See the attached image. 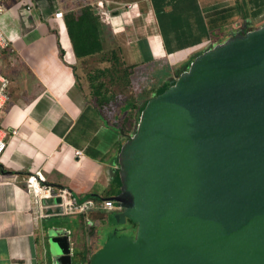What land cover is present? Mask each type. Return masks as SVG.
I'll list each match as a JSON object with an SVG mask.
<instances>
[{"label": "water", "instance_id": "1", "mask_svg": "<svg viewBox=\"0 0 264 264\" xmlns=\"http://www.w3.org/2000/svg\"><path fill=\"white\" fill-rule=\"evenodd\" d=\"M117 131L118 191L92 199L119 209L44 208L65 218L48 264H264V22L198 49Z\"/></svg>", "mask_w": 264, "mask_h": 264}, {"label": "crops", "instance_id": "2", "mask_svg": "<svg viewBox=\"0 0 264 264\" xmlns=\"http://www.w3.org/2000/svg\"><path fill=\"white\" fill-rule=\"evenodd\" d=\"M3 8L0 30L8 44L0 50V71L8 83L0 109L5 131L0 264H48L45 229L65 225L63 216L34 217L29 176L68 189L79 199L118 191L116 156L124 137L117 128L122 124L113 121L115 113H103L90 95L65 14L84 10L95 46L116 49L125 67L134 70L146 60L153 64L168 58L166 74L156 71L148 93L128 112L123 132L129 131L140 104L171 77L175 63L233 31L264 22V0H4ZM56 11L61 18L53 17ZM74 150L81 153L74 155ZM105 213L89 209L85 215L96 225Z\"/></svg>", "mask_w": 264, "mask_h": 264}, {"label": "trees", "instance_id": "3", "mask_svg": "<svg viewBox=\"0 0 264 264\" xmlns=\"http://www.w3.org/2000/svg\"><path fill=\"white\" fill-rule=\"evenodd\" d=\"M63 19L74 55L77 58H83V73L90 88V95L103 113L106 114L108 111L115 113L117 117L113 121H120L121 128L124 130L129 121L128 112L137 107L139 99L148 93V89L145 92L132 87L130 76L133 69L122 64L116 49L101 51L95 46L93 33L87 23L84 10L80 14H65ZM89 62H94V65L91 67ZM165 84L166 81L156 87L152 94L160 92ZM124 92L127 93L124 94ZM123 104L124 108L120 110L118 106ZM117 111L119 115L116 114Z\"/></svg>", "mask_w": 264, "mask_h": 264}, {"label": "built area", "instance_id": "4", "mask_svg": "<svg viewBox=\"0 0 264 264\" xmlns=\"http://www.w3.org/2000/svg\"><path fill=\"white\" fill-rule=\"evenodd\" d=\"M3 1L0 0V15L3 12ZM62 12L56 11L53 13L54 18H61ZM8 44L7 38L3 35L0 30V50L5 48ZM8 80L5 78L0 71V109L4 105L7 94H6V86ZM10 133H15L14 130H10ZM5 131L0 128V154L3 152L5 147ZM81 153L80 150H74V155H79ZM27 188L35 197V211L34 217L39 219L43 216L47 215H56L55 213L46 214L43 213L44 208L49 207H60L63 213H85L89 209H97L101 211H114L118 210V206H114L113 200L111 198L106 199H91L86 200L80 204H76L73 202L69 192L65 188H60L59 186H53L41 182L35 176H29L27 180ZM53 198H58V202L47 201Z\"/></svg>", "mask_w": 264, "mask_h": 264}, {"label": "rangeland", "instance_id": "5", "mask_svg": "<svg viewBox=\"0 0 264 264\" xmlns=\"http://www.w3.org/2000/svg\"><path fill=\"white\" fill-rule=\"evenodd\" d=\"M139 59H141V58L138 57V60ZM167 59H168L167 56H165L164 58L163 57L157 58V60H155L153 64H151V62H148L147 60L142 62V64L138 63L137 67L133 70V73L130 76V81L132 83V87L139 88L140 90L146 92L147 89L150 87V85L153 83L151 78L155 77L156 71H159V72L163 71L164 74H166L165 72L168 69V67L166 65ZM187 61H188V58L186 60L184 59V60H181V61H178L177 63H175V65H173L171 67L172 72L180 69V67ZM169 71L170 70H168V72ZM166 80H168V78H165V81ZM165 81H163V82H165ZM126 93L127 92H124V94H126ZM118 107H120L119 108L120 110H123L124 104L121 106L119 105ZM116 114L119 115L118 111L116 112ZM68 218H74V217H68ZM74 262H75V260H74ZM77 262L78 261L76 260L75 264H77Z\"/></svg>", "mask_w": 264, "mask_h": 264}]
</instances>
